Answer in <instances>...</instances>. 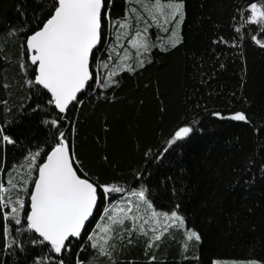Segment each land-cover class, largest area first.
Instances as JSON below:
<instances>
[{
	"label": "snow or ice",
	"instance_id": "obj_1",
	"mask_svg": "<svg viewBox=\"0 0 264 264\" xmlns=\"http://www.w3.org/2000/svg\"><path fill=\"white\" fill-rule=\"evenodd\" d=\"M125 3L114 19L111 0H38L31 10L17 0L15 18L0 22V264H138L127 258L134 247H142L139 264H161V250L170 243L179 246V264H205L202 233L188 226L181 202L158 205L160 195L144 182L143 169L130 180L104 176L86 163L78 143L86 106L117 101L125 76L151 66L154 50L169 53L184 43L186 0ZM215 35V46L264 50V0H232L226 25H217ZM206 54L216 59L204 70L201 56L197 70L201 87L211 88L217 66L225 68L223 51ZM195 95L186 98L185 114L160 146L144 151L146 163L162 162L202 131L204 114L246 125L264 156V112L253 113L243 94L232 93L219 109L194 101ZM212 98L209 92L205 99ZM160 112H167L163 102ZM32 116L39 117L38 134L14 130ZM109 159L100 156L105 164ZM245 164L264 173V159L257 164L246 157ZM258 243L259 253L254 242L247 255H210L206 264H264V234Z\"/></svg>",
	"mask_w": 264,
	"mask_h": 264
},
{
	"label": "trees",
	"instance_id": "obj_2",
	"mask_svg": "<svg viewBox=\"0 0 264 264\" xmlns=\"http://www.w3.org/2000/svg\"><path fill=\"white\" fill-rule=\"evenodd\" d=\"M37 2L26 0L29 10ZM231 2L186 0L184 43L169 53L154 50L151 66H146L137 77L125 76L115 93L117 101L86 106L78 140L86 163L104 176L122 175L130 180L134 170L143 169L144 182L160 195L158 205L181 202L188 226L202 233L199 253L205 264L210 255H247L254 242L256 251L261 252L258 241L264 234V173L245 164L246 157L254 156L257 164L264 159L258 136L242 123L220 121L204 114L199 125L202 131L194 132L162 162L146 163L143 153L148 147L155 150L160 146L168 130L185 114V100L193 93L194 101L199 98V103L210 109L226 107L232 93L237 97L243 94L253 113L264 112V50L246 45L241 52L211 44L216 38L217 25H226ZM16 3L17 0H0V22L6 17L15 18ZM111 3L115 19L123 14L126 3L125 0H111ZM213 48L223 51L221 62L225 68L217 66V78L211 88H204L197 68L201 56L207 61L204 70L216 59L210 60L206 54ZM149 81L152 87L146 88ZM209 92L212 100L205 99ZM14 101L17 105L22 103L19 98ZM161 102L167 108L163 115ZM38 120V116H32L14 130L38 134ZM105 122L109 126L107 130ZM101 155H108L109 163L101 161ZM245 181L252 183L249 186ZM174 188L179 190L175 194ZM248 208L253 209V215H248ZM253 224L257 226L255 230H251ZM178 247L170 243L162 249L161 264H179ZM127 258L139 264L143 259L142 247L132 248Z\"/></svg>",
	"mask_w": 264,
	"mask_h": 264
},
{
	"label": "rangeland",
	"instance_id": "obj_3",
	"mask_svg": "<svg viewBox=\"0 0 264 264\" xmlns=\"http://www.w3.org/2000/svg\"><path fill=\"white\" fill-rule=\"evenodd\" d=\"M161 35H163V34L161 33ZM125 46H127V45L125 44Z\"/></svg>",
	"mask_w": 264,
	"mask_h": 264
}]
</instances>
